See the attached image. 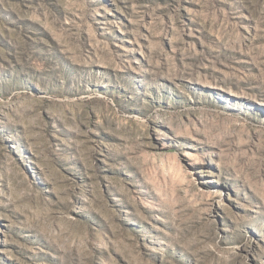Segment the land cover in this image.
<instances>
[{"label":"rangeland","instance_id":"1","mask_svg":"<svg viewBox=\"0 0 264 264\" xmlns=\"http://www.w3.org/2000/svg\"><path fill=\"white\" fill-rule=\"evenodd\" d=\"M0 264H264V0H0Z\"/></svg>","mask_w":264,"mask_h":264}]
</instances>
